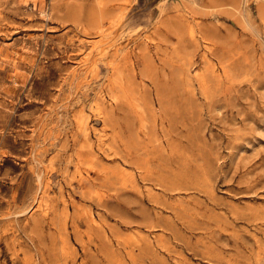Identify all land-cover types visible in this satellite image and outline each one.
<instances>
[{"label": "rangeland", "instance_id": "374dc122", "mask_svg": "<svg viewBox=\"0 0 264 264\" xmlns=\"http://www.w3.org/2000/svg\"><path fill=\"white\" fill-rule=\"evenodd\" d=\"M0 264H264V0H0Z\"/></svg>", "mask_w": 264, "mask_h": 264}]
</instances>
